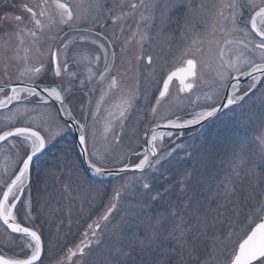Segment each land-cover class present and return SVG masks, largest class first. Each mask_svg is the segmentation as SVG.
<instances>
[{"label":"rangeland","instance_id":"obj_1","mask_svg":"<svg viewBox=\"0 0 264 264\" xmlns=\"http://www.w3.org/2000/svg\"><path fill=\"white\" fill-rule=\"evenodd\" d=\"M44 1L0 0V86L15 82L62 85L73 117L86 125L89 162L102 169L134 166L145 153L148 126L195 118L219 104L233 76L252 64L264 63V54L254 47L259 39L248 23L250 15L264 6L262 0H253L255 9L249 5L237 10L236 30L219 15L221 10L225 16L229 14L231 9L223 5L231 0H144L142 27L131 18L135 0H111L107 20L114 22L110 27L117 54L112 70L118 82L115 90L109 88L110 75L105 85L95 87L94 80L101 78L83 60L75 62L83 66L85 74L72 76V71L55 78L47 69L52 66L51 51L56 43L51 38L58 36L62 25L56 3L68 4L73 12L71 27L66 28L87 26L92 19L99 27L105 21L104 1ZM239 2L245 4L246 0ZM25 5L45 11L44 17H37L42 29L35 27ZM50 20L54 24L48 29ZM144 33L148 39L141 41ZM221 50L241 71L225 72ZM120 51L125 56L118 60ZM145 57H151V63L142 61ZM136 58L137 62L142 58L139 61L149 77L146 82L136 75ZM187 59L197 62V74L190 81L193 88L182 92L174 81L153 113V100L164 78ZM41 66L45 70L39 74L29 71ZM124 69L126 75H119ZM221 75L227 79L221 80ZM252 84H241L235 95L242 96ZM6 93H0V99ZM126 97H131V106L121 117L122 108H115V101ZM14 127L40 131L46 140L17 204L18 222L41 235V264H120L118 249L127 247L126 235L132 231L129 224L138 217L146 225L154 223L149 217L158 213L167 217L165 230L150 248H137L126 264H228L240 239L264 215L259 211L264 205V78L254 92L199 132L165 135L155 141L158 154L153 166L140 174L90 178L67 125L51 102L21 96L0 111V134ZM30 143L14 137L0 145V198L30 151ZM145 183L150 188H144ZM157 193L161 198L153 201L151 197ZM29 203L31 219L26 218ZM173 208L178 215H168ZM134 230L141 237L151 233L150 227ZM10 238L20 243V237L9 235L0 224L1 252L22 256L18 247L6 243Z\"/></svg>","mask_w":264,"mask_h":264},{"label":"snow or ice","instance_id":"obj_2","mask_svg":"<svg viewBox=\"0 0 264 264\" xmlns=\"http://www.w3.org/2000/svg\"><path fill=\"white\" fill-rule=\"evenodd\" d=\"M142 3L143 0H141V4ZM262 4H264V0H262ZM249 5L253 9L257 7V5H255L253 0H246L245 4H241L239 0H231L230 3L223 5V8L231 9L229 14L225 16L223 10H221L219 15H221L224 18V21L231 23L232 30H236L235 25H236L237 10ZM136 7H137L136 4H132L133 9H135ZM24 8L25 11L31 14L32 22L34 23L35 27L37 29H42L44 26L42 20L37 17L38 16L44 17L46 14L45 11L41 9L39 12H37L33 9V7H29L27 5H25ZM56 8L58 9L60 23L71 27V22L73 21L74 16L69 5L66 3L57 2ZM15 19L17 21H20L21 17L16 16ZM248 23L250 24L251 32L260 38L259 43H254V47L261 50L262 54H264V6H259V10L254 11V14L250 15ZM241 31H243V29H241ZM77 32L79 34L80 40H86L88 39L87 34L90 32V30L85 28L82 30H77ZM31 34L35 36L36 31H32ZM65 37L67 38V41L63 43L62 46L64 53L63 61L61 60V56H60L61 49H56L54 51H51L52 66L47 69V71H50L52 75L57 78L61 77L62 73L68 70L67 56L69 51V45L74 43V41L71 38H68L67 33H65ZM145 39H148L147 33L142 34L140 37L141 41ZM91 42L93 44L97 43L96 40H92ZM192 43L195 44L197 43V41L194 39ZM231 43L232 41H225V44H231ZM99 47L101 49H105L104 44H100ZM77 55L83 56V54H79V53ZM107 55L108 53L107 50L105 49V60H107ZM112 55L114 57V53ZM219 55L221 60V67L224 68L225 72H227L229 75H230L229 70L238 71V72L241 71L237 62L225 58V53L223 50L220 51ZM83 58L86 59L87 57L84 56ZM96 59L99 60L100 57L97 56ZM148 61L149 63H151V57H148ZM196 69H197V62L194 59H187L185 61L184 66L179 67L174 71H171L167 75V77L163 80L162 90L159 91V98L157 99L156 103L159 104L160 99L164 98L167 95L169 91L170 82H172L174 78L179 80V84L181 86L180 90L182 92L191 90L194 85L187 81L190 78H194L196 76L197 74ZM44 70H45L44 66H41L35 69H30L29 71H34L36 74H39ZM107 71H108V67L106 66L105 73H107ZM253 72H260L264 74V63L252 64L251 71L242 74L251 76ZM70 75L75 76V73H70ZM100 78L101 80L105 78L104 73L101 74ZM224 79H227V75H221V80ZM257 79H258L257 77L253 76V81H256ZM117 85L118 82L116 78L113 77L111 79L109 88L110 89L116 88ZM255 87H256L255 83L250 85V89ZM233 88H234L233 95L226 97L227 104L224 105V107H228L230 105L236 104L238 101H241L244 98L243 96L235 95V89L237 88L236 85H233ZM3 91L4 89L0 88V92ZM68 91H70V89ZM11 93H12L11 95H8L6 93L5 97L3 99H0V107H6L8 104H11L13 101L20 100L21 97L19 93H24L25 98L35 97L38 99L39 102L42 103H48L49 100H53L61 104V106H63L64 103L66 102V97L64 94L65 89H63L59 84H52V85L44 84L43 86H41L39 83H36L23 88L12 87ZM247 94H248L247 92L244 93L245 96ZM130 106H131V97L124 98L121 105L122 110L120 111L121 117L124 116V110H126V108ZM152 111L153 113L156 111L155 107L152 109ZM217 111L218 108L211 107L209 110L197 113L195 118L186 120L182 124L177 123L174 120H169L166 126L186 127L188 125L198 124L202 120L214 116ZM67 114L71 117L70 112H67ZM76 123H79V121H76ZM85 127L86 125L80 124L81 134L79 136V143L81 145H84L86 143V137L84 132ZM164 135H165L164 133H157L155 130H152L151 141L155 142L158 138L162 140ZM12 136H21L24 137L26 140H29L31 142L30 151H27L25 153L26 158L22 159V167L18 169V174L15 175V178L11 180V183L7 185L6 190L2 192V198H0V221H2L3 224L7 226V228L10 230L11 233H16L20 235L19 244H17L16 241L12 240L11 238L8 241H6V243L18 247L20 252L23 253V255L21 256L19 254L13 253V255L6 258L4 254H0V264H41L42 251H43L41 235L38 234L36 230H33L32 228L26 226H22L21 223L16 221H17V213L20 211L17 209V202L20 201V195H18V193L23 192L24 190L23 184L29 172L30 162L33 160V157L36 156L37 153L41 152L46 147V140L45 137L41 135L40 131L33 130L32 128L29 127H17L14 129V131L9 130L0 134V141H5L8 137H12ZM151 154L152 156L157 155V151L154 143L151 148ZM156 163H159V160H157ZM146 165L149 167L153 166L147 152L143 154V157L139 159V162L136 163L133 167L136 170L142 171L145 169ZM90 166L95 170L97 174L103 173L102 167L97 166L96 163H91ZM143 187L147 189L150 188V185L148 183H145ZM160 198H161L160 193H157L156 195H153L151 197L153 201H156ZM112 207L114 208L115 205H113ZM14 210L17 211L14 212ZM30 211H31V205L29 203L26 206L27 219H31ZM259 211H264V205H262ZM168 215L176 216L178 215V212L176 209L173 208L169 211ZM104 219H107V216H105ZM149 220H154V223H150L146 225L145 220L143 218L138 217L135 221L129 224V228L132 229V231H130L126 235L127 247L118 249V255L122 258L120 264H126L127 259L132 256V253L135 252L137 248H139L141 251H143L146 248H150L155 243L158 236L161 235L162 232L165 230L164 225L166 223L167 217L163 213H158L154 218L149 217ZM140 226H144L146 229L150 227L151 233L141 237L138 234V232L134 230L136 228H139ZM89 227L92 226L90 225ZM93 235H95V233H93ZM80 252L81 254H83L82 248L80 249ZM74 254L75 253H73V255ZM228 264H264V217H261L260 222L255 223V227L251 228L250 233L246 234V238L240 239V241L238 242V249L237 248L233 249Z\"/></svg>","mask_w":264,"mask_h":264},{"label":"flooded vegetation","instance_id":"obj_3","mask_svg":"<svg viewBox=\"0 0 264 264\" xmlns=\"http://www.w3.org/2000/svg\"><path fill=\"white\" fill-rule=\"evenodd\" d=\"M67 1H69V0H67ZM103 1H104L103 13H104L105 21L102 22L99 25V27H97L96 24H94L95 21L91 22L93 19L89 21L87 26H76V27H73V28H66V25L62 24L61 27H60L61 31L58 34V36L51 38V40L53 42L54 41L56 42V43H54L55 47L52 49V51H54L56 49H61L60 56H61V60L62 61H63V58H64V53H63V47L62 46H63V43H65L67 41V38L65 37V33L68 34V38H71L74 41L73 44L69 45V51H68V56H67L68 70L66 72H63L62 75L67 74V73L72 72V71H74L77 76H81L82 74H85V72L83 73V66L80 63H78V65H76L75 61H78V60H80V61L83 60V62L86 61L88 64H85V63H83V64L85 66L89 67L90 70L95 73L97 79L101 76L102 73H104V75H105V78L103 80H100V81L99 80H94L93 85L95 87H101V86L105 85L109 75L112 76V78L115 77V75L112 73V70H113V66H115V60L117 58V54H115V48H114V45H113V38L114 37H112V30H111V27H110L112 24H114V22H109L107 20V17L109 16L110 7H111L110 6L111 0H103ZM44 2L47 3V2H49V0H45ZM92 3L94 4L95 0H92ZM133 4H136L137 7L134 9L133 15H132L131 18L132 19L136 18L135 21H138V22H136L137 23L136 24L137 27H142V25L144 23V22L143 23L141 22V20H143V15H144V6H143L144 0H143L142 4H141V0H135V2ZM131 23H134V22H131ZM51 24H54V21L50 20L49 21V25L46 24V27L48 29H50L51 28ZM85 28L90 30V32L87 34L88 35V39L80 40L77 30H82V29H85ZM249 28H250V24H249ZM92 40H96L97 43L93 44L91 42ZM100 44H104L105 45V49L107 50V53H108L107 60H105V49H101L99 47ZM118 49L121 50L120 48H118ZM121 51L118 53V55H119L118 60L125 56V55L121 54L122 53ZM78 53L79 54H83V56H78L77 55ZM113 53H114V57L112 55ZM84 56H86L87 59L83 58ZM97 56L100 57L99 60L96 59ZM140 59H142V58H138V62H137V58L135 60V63H136L135 72H136V75L138 77H141V78L143 77L145 82H146V81L149 80V77H147L146 69H144L143 62L139 61ZM142 61L146 62L147 64L149 63L148 57L143 58ZM106 66L108 67L107 73H105V67ZM119 70L120 69H118L117 71H119ZM126 72H127L126 69H124V70L121 71V73H119V75H126ZM149 72L151 73V70H149ZM111 74H113L114 76L111 75ZM153 74H154V72H153ZM55 78H57V77H55ZM58 78H60V77H58ZM35 83H39V82H35ZM39 84L52 85L54 83H42V82H40ZM61 87H62V85H61ZM112 90H115V89L112 88ZM122 101L123 100L120 99V98L117 99L115 101V106L114 105L113 106L115 108L116 107L122 108L121 107ZM156 102H157V98L155 100H153L152 109L154 107H155V109L157 108L158 104ZM71 138H72V136H71ZM29 177L30 176L28 175V179H30ZM27 183H29V181ZM18 195H19V193H18ZM22 195H23V192L21 193L20 200H21ZM14 212H15V210H14ZM16 222H18V220ZM0 224H1V222H0ZM21 225H23V224H21ZM23 226H25V225H23ZM3 228L6 230V232L9 235L18 236V235L10 233L5 227H3ZM18 237H20V236H18ZM42 245H43V240H42ZM0 254H4V253H2L1 250H0ZM7 257H9V256H6V258Z\"/></svg>","mask_w":264,"mask_h":264},{"label":"water","instance_id":"obj_4","mask_svg":"<svg viewBox=\"0 0 264 264\" xmlns=\"http://www.w3.org/2000/svg\"><path fill=\"white\" fill-rule=\"evenodd\" d=\"M256 37L259 38L258 36H256ZM251 69L252 68L248 69L247 71H245L243 73H247V72L251 71ZM253 76L258 78L256 81H254V83L256 84V87L255 88H251L247 92L248 93L247 95H249L250 93H252L253 91L256 90V88L258 87L261 79L264 78V74H262L260 72H253L251 76L250 75H245V74H242V73L233 76L232 79L228 82V84H227V86H226V88L224 90V93H223V96H222V99H221L220 103L216 106V108H218V111L216 112V114L214 116H212V117H208V118L202 120L198 124L188 125L186 127H167L166 125H167L168 122H162V123H157V124L150 125L147 128L146 133H145L144 150L149 155L151 163L153 164V162L155 161V159L157 157V155L156 156H152V154H151V148L153 146V143L155 144V142L151 141L152 130H155L157 133H164V134H169V133L170 134H181V133H184V132H190V131H193V130H196V129H199V128L203 127L204 125L208 124L210 121H212L213 119H215L216 117H218L219 115L224 113L231 106L235 105V104H233V105H230L228 107H224V105L227 104L226 97H229V96L233 95V92H234L233 85H236L237 88H238L241 84H243L245 82L253 81ZM192 79L193 78H190L189 80H192ZM173 80H176L179 83L178 79L174 78ZM30 85H33V84L17 82V83H12V84H9V85H2V86H0V88H3L4 91H8V95H11L12 94L11 93V88L12 87L23 88V87H27V86H30ZM40 85L43 86V84H40ZM162 86H163V83H162ZM237 88L235 89V91L237 90ZM161 90H162V87H161ZM185 92H187V91H185ZM242 96L246 97L245 95H242ZM158 98H159V94H158ZM15 102L16 101H13L11 104H8L6 107H0V111L7 109L8 107H10ZM49 102H51L55 106V108H56V110L58 112L59 118L69 128V131H70V133L72 135V138H73V141L75 143L76 149H77L78 154L80 156L83 168H84L85 172L89 175L90 178L99 179V180H105V179H111V178H114V177H117V176H121V175H125V174H140V173H143V172L147 171L150 168L149 166L146 165L145 169L141 171V170H136L133 166H130V165L126 164L125 166L118 167V168L103 169V173L102 174H97L95 172V170L90 166L91 163L89 162L86 143L84 145H81L79 143V136L81 134L80 125L78 123H76V120L73 117L72 113L70 112L67 103L65 102L64 105L61 106V104H59V103H57V102H55L53 100H49ZM65 110H67V111H65ZM67 112L71 113V117L67 114ZM177 123H181L182 124L184 122H177ZM14 129L15 128H11V129H8L7 131H9V130L14 131ZM14 137L24 138V137H21V136H12V137H8L5 141H7V140H9L11 138H14ZM5 141H0V145L2 143H4ZM44 149L41 152L37 153L36 156L33 157V160L30 162L29 172H30V168H31L32 163L43 153ZM156 151H157V149H156ZM157 154H158V152H157ZM20 167H22V163H21ZM29 172L27 174V177L25 178L26 180L28 178ZM17 174H18V171L16 172L15 175H17ZM15 175L12 177V179L15 178ZM11 180L9 181L8 184L11 183ZM6 188H7V186H6ZM6 188H5V190H6ZM19 195L21 196V193H19ZM1 198H2V196H1ZM262 217H264V215ZM0 222L3 224L2 221H0ZM3 226L10 232V230L7 228L6 225L3 224ZM254 227H255V225L252 228H254ZM250 231H249V233H250ZM12 234L20 236L19 234H16V233H12Z\"/></svg>","mask_w":264,"mask_h":264},{"label":"trees","instance_id":"obj_5","mask_svg":"<svg viewBox=\"0 0 264 264\" xmlns=\"http://www.w3.org/2000/svg\"><path fill=\"white\" fill-rule=\"evenodd\" d=\"M200 130H197V131H194V132H191V133H186L187 135L189 134V135H191L192 133H197V132H199Z\"/></svg>","mask_w":264,"mask_h":264},{"label":"bare ground","instance_id":"obj_6","mask_svg":"<svg viewBox=\"0 0 264 264\" xmlns=\"http://www.w3.org/2000/svg\"><path fill=\"white\" fill-rule=\"evenodd\" d=\"M19 95H21V94H19ZM20 97H21V96H20ZM164 137H165V135H164ZM157 140L159 141V140H161V139L158 138ZM157 140H156V141H157Z\"/></svg>","mask_w":264,"mask_h":264}]
</instances>
